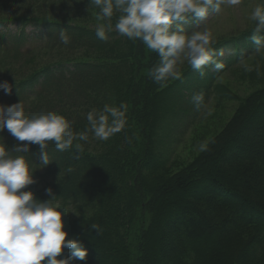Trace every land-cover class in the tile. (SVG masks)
<instances>
[{
  "label": "trees",
  "instance_id": "trees-1",
  "mask_svg": "<svg viewBox=\"0 0 264 264\" xmlns=\"http://www.w3.org/2000/svg\"><path fill=\"white\" fill-rule=\"evenodd\" d=\"M9 19L26 24L31 17L13 15ZM68 25L63 31L83 50L90 48L88 56L77 54L73 49L77 51L79 46L70 41L69 51L59 53L68 55L36 70L34 79L42 82L39 92L28 86L29 82L15 91L22 93L29 88L35 94L34 102L44 100L51 106L67 107L71 115L74 108L84 113L101 110L105 104L118 106L123 102L127 106L125 128L105 142L103 152L83 141L77 142L83 151L74 144L64 150L81 158L80 169L55 153L49 154L44 174L58 176L38 191V197L56 201L62 210L77 205L79 214L70 220L64 218L65 230L68 239H78L88 249L85 261L72 259L70 264H106L116 255H123L122 264H264V189L255 190L252 181L264 176V86L255 88L261 81L251 67L261 53L213 73L188 65L178 71V79L157 82L154 69L159 66V55L148 54L142 41L114 32L107 41L93 39L95 30L77 23ZM251 30L255 31L254 25ZM109 44L119 46L118 53H110L114 49L101 52L106 64L97 62L96 48ZM13 45L15 49L24 47L16 42ZM104 65L105 78H88ZM228 74L237 76L235 83H246L247 88L252 85L251 92L237 96L233 84H223L222 78ZM5 76L9 81L15 77ZM196 93L204 95L205 107L199 111L192 99ZM170 94L177 102L171 109L161 108ZM232 102L237 105L228 117L225 106ZM60 113L65 114L63 109ZM161 119L174 131L169 142L159 145L155 135ZM211 120L219 131L202 152L186 162L170 159L171 145L178 138L176 130L183 134L196 122L197 127L205 122L208 126ZM256 136H260L259 144ZM156 151L161 155L157 162L152 159ZM199 186L206 190L193 193ZM217 197L223 203L217 202ZM119 206L130 213L125 217ZM107 221L116 229L100 234L99 228ZM93 224L100 227L93 228ZM223 225L229 227L225 234L217 235L213 246L209 235ZM71 251L65 248L58 258L71 257Z\"/></svg>",
  "mask_w": 264,
  "mask_h": 264
},
{
  "label": "clouds",
  "instance_id": "clouds-1",
  "mask_svg": "<svg viewBox=\"0 0 264 264\" xmlns=\"http://www.w3.org/2000/svg\"><path fill=\"white\" fill-rule=\"evenodd\" d=\"M241 0H89L90 5L98 9L95 29L96 36L106 40V27L114 29L129 40H139L146 48L159 55V66L154 69L157 82L168 77L178 79L175 67L181 58L191 68L199 70L213 62L212 33L208 29L186 33L177 22L189 17L206 20L209 10L221 13V5L234 7ZM118 18L111 23L114 15ZM251 20L259 21L256 33L264 31V8L256 6L251 12ZM62 44L68 45L70 37L64 32L59 34ZM257 51H264V39L253 35ZM224 55L223 51L219 52ZM217 70L223 69V63H215ZM246 70L248 69L245 65ZM203 75V73H202ZM0 89L11 94L12 85L8 81L0 82ZM193 101L197 110L204 104L203 93H196ZM127 106L105 104L99 111H88V128L74 132L70 122L55 111L30 118L26 114L23 102L11 105L0 104V132L5 129L18 141L40 145L41 150L53 141L56 148L63 151L71 147L75 140L87 141L88 133L101 141L121 132L127 122ZM76 147L83 151L79 143ZM27 146L17 151H26ZM203 150V149H202ZM43 165L50 162L49 155L42 152ZM68 171H72L71 168ZM33 168L27 157L15 158L8 155L6 146L0 143V264H70L72 259L85 260L88 249L78 239H68L63 216L68 208L60 210L58 203L34 199L32 191H21L34 182ZM51 195V188L47 189ZM93 224V228H99ZM102 231V230H101ZM71 249V257L60 259V254Z\"/></svg>",
  "mask_w": 264,
  "mask_h": 264
},
{
  "label": "rangeland",
  "instance_id": "rangeland-1",
  "mask_svg": "<svg viewBox=\"0 0 264 264\" xmlns=\"http://www.w3.org/2000/svg\"><path fill=\"white\" fill-rule=\"evenodd\" d=\"M262 1L264 0H241V3L234 7H226L225 5H221L222 11L221 13H213L212 11H209V16L206 20H203L201 25L197 27L196 30H204L208 29L212 33V47L216 45L217 43L224 41L228 38H232L230 36H233L235 34H244L250 30L253 23L255 21L251 20V12L256 6H262ZM98 9L95 8L94 5L89 4V0H0V18H3L5 20H10L9 18L13 15H20L21 17H53L58 18L59 20H63L64 23H77L84 26H87L88 28L95 30L97 27V24L99 21L96 19V15L98 13ZM118 11L117 15H114L111 23L115 24L116 19L118 18ZM77 19H82L84 21H80ZM87 21V22H86ZM256 23V22H255ZM254 23V25H255ZM3 28V29H2ZM3 30L6 32L5 36L10 37L12 34L16 32L15 25H8V26H2L0 27V30ZM30 30V28H28ZM27 28H25L26 32L29 33ZM106 32L110 33L115 31L114 27L109 30L106 27ZM192 31V32H193ZM120 35V34H118ZM45 35L39 36L37 39L32 40L31 44H27V47L34 48L38 52H45L42 55L38 57L30 56L27 58H24L19 61H14L9 65H6L3 67L4 72L8 76H19V78H23L32 72L41 69L43 66H45L46 63L59 58L62 55H68L66 54H59L61 51L68 52L69 49L67 45L65 46H57L54 48H48V49H41L39 47H42L45 44ZM93 39H97V36H92ZM110 39V36L107 38ZM71 41L72 46H79L77 49H73L77 54H79L81 57L88 56L89 49L87 48L83 50L82 45L77 44L76 42ZM107 41V40H105ZM143 44V43H142ZM232 45H235L237 47H241L243 45V41H233L231 42ZM102 45V42H101ZM143 46H145L143 44ZM0 47H9L7 42L0 43ZM146 47V46H145ZM114 49L113 54H117L119 50V46L112 47L111 44L104 46L103 48H96V54L97 55V62H102L103 64H106V57L105 55L101 56V52L105 51H111ZM147 49V48H146ZM231 50L230 52H232ZM148 54L152 55V51L148 50ZM246 52V51H244ZM261 54L258 55L259 60H253L251 63V67L253 71H255L258 75V78H260L261 84L257 85L255 88H259L264 86V51L260 52ZM153 56V55H152ZM43 62H38V61ZM42 63V64H41ZM242 62L240 63V65ZM189 64L186 60L180 59L177 62V65L175 67V73L176 76H178L179 70H185V68ZM36 68V69H35ZM107 66L104 65L103 70H93V74L89 75L88 78L92 77H99V79L105 78ZM110 71H112L110 69ZM196 72L193 73L195 76ZM249 74H251V70L249 71ZM171 79H174L170 77ZM223 84L232 85V88L234 89V92L237 94V96H246L251 92L250 88H252V85L250 88H247L246 83L242 82H236L237 76H232L231 74H228L227 76L222 78ZM256 81V80H254ZM258 82V81H256ZM258 84V83H253ZM109 89V88H108ZM107 90L104 91V95L106 94ZM227 101V100H226ZM177 102V99L174 94H170L166 96L165 101H163L161 108L163 109H171L174 104ZM236 102V101H234ZM229 103L225 106V111L227 112V116L229 117L230 114H233L235 111V107L237 103ZM0 104L4 105H11V102H8V99L5 94H0ZM26 114L30 118H35L39 115L46 114L48 111H55L59 114L62 112V109L65 114L63 115L71 124L72 130L74 132H82L85 131L89 126L87 124L86 115L88 112H81V110H78L74 108V113L71 115L70 111L67 107L61 108L60 106H51L46 104L44 100L37 101L35 105H33V100H31L28 103H24ZM151 108V107H150ZM93 110V109H90ZM89 110V111H90ZM99 111V109H95ZM152 110V109H151ZM206 119V117H205ZM163 120L159 122V124L156 127V135L155 140H157L158 144H164L169 142L173 137V127H165ZM178 121V120H177ZM176 120L173 122V125L176 124ZM225 121V120H224ZM179 123V122H178ZM210 127V128H208ZM6 132L7 137L12 135L7 131V129L4 130ZM203 131V132H202ZM215 131H219V128H217L214 125V122L211 120L210 124L207 126V123L205 122L204 125L202 123L198 124L197 122L195 125L190 126L186 129V131L183 133V135H178L180 132L176 130L175 136L178 135L179 142L176 141L171 145L172 148L170 149V159L179 158L181 161L186 162V160L191 159V157H194L198 152H202V147L207 143L208 140L212 139L213 134ZM206 132V133H205ZM178 133V134H177ZM1 135V133H0ZM89 139L85 142L89 147L93 148L94 150H97L98 152H103L105 147L106 141H101L96 139L91 132L88 133ZM201 136L203 138V142L201 141ZM1 140V139H0ZM260 136H256V143L259 144ZM77 142L79 140L74 141V145L76 146ZM30 145H37L40 148L39 144L36 143H29L27 141L23 142H17V143H11L9 141H6L5 146L8 150V155L15 158L16 156L23 155L27 157L30 165L33 168V178L34 182L30 185H27L24 189H21V191H32L34 193V199L40 200L38 197V191L42 190L49 182H52L56 179L58 174L55 176H52L51 178L47 177L44 174V170L48 165H43L41 161V155L42 152H46L48 155L51 153H55L54 156L60 158L61 160L71 162L77 169L81 168V158L77 157L76 155H67L66 151H55L52 150L57 149L55 143H49L47 144V147L45 148L46 151H42L40 153H34L32 151H28V147ZM27 146L26 151L19 152L17 151L18 148ZM119 153V152H118ZM198 153V154H199ZM117 154V152H116ZM161 155L159 151H156V155L152 157L153 161L157 162L160 159ZM50 158V155H49ZM257 172V171H256ZM259 172V171H258ZM257 172V173H258ZM254 189L262 188L259 191L262 192L264 189V176H261L259 178H255L252 180ZM199 190L193 193H200L203 190H206L204 187L198 188ZM258 191V192H259ZM204 193V192H203ZM110 200V198H109ZM41 201V200H40ZM47 201H51L52 203H57L54 200L48 199ZM216 201L219 203H223L222 200H220L218 197L216 198ZM114 203V200L111 201V204ZM120 205V204H119ZM115 205H112V210L114 212ZM120 211L123 213V215L126 217L130 212L124 207H120ZM135 207H133V210L135 211ZM61 211L62 208H60ZM78 208L77 205H73L68 207V212H66L63 216L64 218H67L70 220L75 215H78L79 212H77ZM242 218V217H240ZM204 226V225H202ZM229 227V225H223L221 227L215 228L213 230L217 232H213L209 235L212 245L215 246L214 240L217 241V235H223L225 234L224 231ZM116 226L111 222H105L101 228H99V233L105 235V231L107 230H115ZM102 230V231H101ZM224 232V233H223ZM103 235V237H104ZM125 242V241H124ZM128 245V244H127ZM104 255V253L102 254ZM127 257V256H126ZM147 258L148 255H147ZM108 263L106 264H122L124 261L123 255L122 256H114V259L109 260L107 259ZM85 261V260H84Z\"/></svg>",
  "mask_w": 264,
  "mask_h": 264
}]
</instances>
